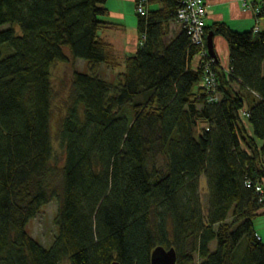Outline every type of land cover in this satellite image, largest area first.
I'll return each mask as SVG.
<instances>
[{"label": "trees", "instance_id": "16d2710c", "mask_svg": "<svg viewBox=\"0 0 264 264\" xmlns=\"http://www.w3.org/2000/svg\"><path fill=\"white\" fill-rule=\"evenodd\" d=\"M107 3L0 0V264H151L159 246L175 248L177 264H264L254 225L264 208V30L206 26V42L223 37L230 57L228 70L213 65L220 98L210 102L206 58L175 24L182 0H149L137 13L140 45L124 57L99 34L117 27ZM251 3L264 19V0ZM69 57L91 73L72 75L58 234L46 248L27 227L58 196L52 69ZM102 65L124 69L118 83L97 74Z\"/></svg>", "mask_w": 264, "mask_h": 264}, {"label": "rangeland", "instance_id": "374dc122", "mask_svg": "<svg viewBox=\"0 0 264 264\" xmlns=\"http://www.w3.org/2000/svg\"><path fill=\"white\" fill-rule=\"evenodd\" d=\"M157 6H153L156 8ZM135 21H138L137 16L135 15ZM173 25V24H172ZM102 30L99 34L100 36L107 37L110 35L114 40H119L121 34L111 35V32H104ZM110 33V34H109ZM120 35V36H119ZM118 44L120 45L119 41ZM68 55L69 52L67 51ZM69 63H58L52 69V85H53V100H52V117H51V133L53 146L55 149V158L52 162L53 175L49 181L52 188L56 189L57 197L54 198L49 204L44 206L39 213V215L30 221L27 227V231L32 238L41 243L44 247L50 248L55 237L58 234V227L56 225V217L60 207V197L62 194V183H63V174L62 167L65 160L64 150L61 147L59 140V127L62 118L66 114L67 103L70 97L71 88H72V75L74 70H78L83 73L90 74L89 65L84 60H78L76 62L71 61L69 57ZM200 56H196L193 62V68L198 67ZM124 69L112 70L107 66L102 65L98 70V75L112 83H118V74ZM208 186L205 177L201 178V196L202 201L205 205L208 204ZM261 215L257 216L254 220L255 230L258 236L264 242V208L261 211ZM245 243V241H244ZM215 249V244L213 245Z\"/></svg>", "mask_w": 264, "mask_h": 264}, {"label": "crops", "instance_id": "0c3cea01", "mask_svg": "<svg viewBox=\"0 0 264 264\" xmlns=\"http://www.w3.org/2000/svg\"><path fill=\"white\" fill-rule=\"evenodd\" d=\"M205 1L208 6L206 16L207 27L216 23H225L232 30L238 32L255 30L256 28L264 30V19L257 20L254 11L246 9L242 0ZM107 8L109 10V16L106 18V21L111 24H116L117 27L106 29L104 32H111V35L117 34L116 32H118L121 34V37L117 42L110 35H107L106 38L102 36V38L114 46L117 55L124 57L134 54L140 45L137 28L138 21H135V15L138 18L136 0H108ZM104 32L102 33L103 35L105 34ZM172 32V34L179 32V28L173 26ZM214 49L217 62L223 69L228 70L230 57L229 46L226 40L221 36L214 37Z\"/></svg>", "mask_w": 264, "mask_h": 264}, {"label": "built area", "instance_id": "2783aa9c", "mask_svg": "<svg viewBox=\"0 0 264 264\" xmlns=\"http://www.w3.org/2000/svg\"><path fill=\"white\" fill-rule=\"evenodd\" d=\"M242 2L246 9L253 10L256 15L257 10L253 8L251 0H242ZM148 7L149 0H137L136 12L141 16H146ZM207 8L208 6L205 0H182V6L177 12L175 24L188 33L193 44L201 48V57L204 59L206 58V61L204 60V86L207 92L211 94L209 101L216 102L220 98L217 76L213 70V65L217 61L209 55L205 42ZM254 31L257 32L260 30L256 28ZM244 115L248 114L244 113ZM248 186L250 187L249 184ZM256 191L261 194V202H263L264 187L262 185H257Z\"/></svg>", "mask_w": 264, "mask_h": 264}, {"label": "water", "instance_id": "95a60500", "mask_svg": "<svg viewBox=\"0 0 264 264\" xmlns=\"http://www.w3.org/2000/svg\"><path fill=\"white\" fill-rule=\"evenodd\" d=\"M207 50L211 57L216 58L214 49V34L210 32L207 36ZM178 256L175 248L166 249L163 246L157 247L152 253L151 264H177ZM112 264H120L114 261Z\"/></svg>", "mask_w": 264, "mask_h": 264}]
</instances>
